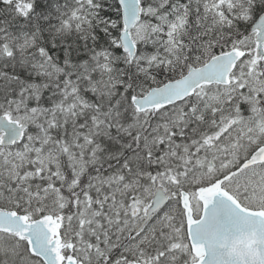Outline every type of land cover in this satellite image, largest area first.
I'll use <instances>...</instances> for the list:
<instances>
[{"label":"snow or ice","instance_id":"6c2138e0","mask_svg":"<svg viewBox=\"0 0 264 264\" xmlns=\"http://www.w3.org/2000/svg\"><path fill=\"white\" fill-rule=\"evenodd\" d=\"M0 264H264V0H0Z\"/></svg>","mask_w":264,"mask_h":264}]
</instances>
